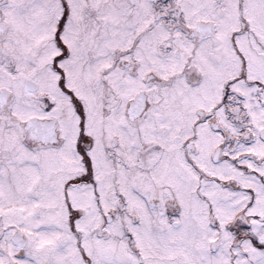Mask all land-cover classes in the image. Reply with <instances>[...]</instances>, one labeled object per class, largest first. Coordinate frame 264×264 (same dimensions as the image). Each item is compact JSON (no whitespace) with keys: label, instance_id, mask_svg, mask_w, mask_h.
Returning a JSON list of instances; mask_svg holds the SVG:
<instances>
[{"label":"snow or ice","instance_id":"6c2138e0","mask_svg":"<svg viewBox=\"0 0 264 264\" xmlns=\"http://www.w3.org/2000/svg\"><path fill=\"white\" fill-rule=\"evenodd\" d=\"M0 264H264V0H0Z\"/></svg>","mask_w":264,"mask_h":264}]
</instances>
